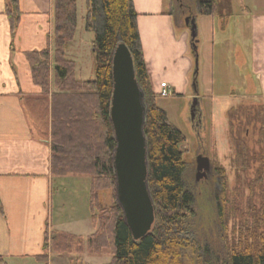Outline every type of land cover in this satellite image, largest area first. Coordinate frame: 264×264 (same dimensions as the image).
I'll return each mask as SVG.
<instances>
[{
  "label": "trees",
  "instance_id": "16d2710c",
  "mask_svg": "<svg viewBox=\"0 0 264 264\" xmlns=\"http://www.w3.org/2000/svg\"><path fill=\"white\" fill-rule=\"evenodd\" d=\"M53 2L52 47L25 54L34 82L42 87L37 99L51 96L52 174H88L91 178V219L95 229L86 238L87 249L100 252L109 248L112 258L106 264H264V102L256 105L258 110L253 115L260 123L259 149L250 148L231 121L243 106L229 111L232 150L227 157L234 174L232 187L217 152L210 158L221 182L215 198L214 227L218 233L215 240L220 243L212 247L208 240L196 236V195L185 176L183 144L187 137L157 103L162 94L152 84L135 1L87 0L85 26L93 32L95 55V78L88 80L76 77L75 61L66 53L76 31L77 0ZM195 10L196 14L216 15L226 21L233 15V0H195ZM6 13L15 37L21 20L20 0H7ZM120 43L128 46L136 78L145 93L148 183L156 218L152 231L141 239L134 238L117 195L109 205L101 201V192L106 188L116 194L113 159L117 142L110 108L113 57ZM254 163H258L255 175L245 178ZM0 210L3 211L1 200ZM67 236L78 237L66 232L49 236L46 230L45 250L50 243L57 249L63 247L62 238ZM188 251L196 261L187 260ZM46 256L47 253L40 255Z\"/></svg>",
  "mask_w": 264,
  "mask_h": 264
},
{
  "label": "crops",
  "instance_id": "0c3cea01",
  "mask_svg": "<svg viewBox=\"0 0 264 264\" xmlns=\"http://www.w3.org/2000/svg\"><path fill=\"white\" fill-rule=\"evenodd\" d=\"M134 1L156 92L169 85L175 95L187 92L191 97L198 94L200 99L199 91L195 90L200 85V72L205 79L211 66L212 80L216 79L221 49L229 47V51L235 49L234 61L241 63L240 71L248 67L253 79L249 94L264 99V7L258 0H233V12L235 1L242 11L233 26L248 30L242 41L237 35L226 36L228 28H233L228 24L230 17L224 21L210 15L212 21L208 26L205 18L193 14L198 27L196 50L192 48L191 35L186 33L188 25L183 26L181 33L167 0ZM6 5L7 0H0V200L3 206L0 255L4 258L0 264H24L30 260L42 264L43 260L55 257L47 252L50 247L44 248L46 230L49 236L54 232H69L53 226V182L62 176H54L51 169V96L43 97L42 101L37 99L42 95V87L32 78L25 52L52 47L54 2L20 0L21 20L15 37ZM205 37L212 47L208 56ZM226 54L229 57L228 51L225 63ZM198 58L201 66L195 75ZM44 253L47 258L40 257Z\"/></svg>",
  "mask_w": 264,
  "mask_h": 264
},
{
  "label": "rangeland",
  "instance_id": "374dc122",
  "mask_svg": "<svg viewBox=\"0 0 264 264\" xmlns=\"http://www.w3.org/2000/svg\"><path fill=\"white\" fill-rule=\"evenodd\" d=\"M167 2L169 4L168 8L177 19L179 30L182 33L185 29L183 26H186L185 20L188 14H196L195 0H167ZM258 2L260 6L264 7V0H258ZM238 3V1L234 3L235 12L229 18V25L232 24L233 26L235 18L240 16L242 12ZM86 10L87 0H77L76 31L66 52L68 58L75 61L76 77L82 80L95 78L94 35L85 26ZM211 16L201 15L200 17L205 18V22L209 26L212 21ZM208 18L210 21H208ZM228 29L229 34L226 35L228 38L237 35L241 41L242 39L245 40L244 37L248 30L244 31L236 26H233V28L230 26ZM186 31L190 36V29ZM221 35L223 36V34ZM200 36L203 40L201 31ZM206 41L208 42L204 49L206 50V56H208L212 47H210L209 39L206 38ZM222 42L224 43V41ZM229 49V47L221 49L220 61L216 63V79L212 80L214 74L211 66H208L205 79L202 76L203 73L200 72V85L196 87V90L200 93L199 110L202 113L199 124L196 123L199 122V117H196L194 122L191 119L193 96L191 97L187 92H179L173 96L160 95L157 98L158 105L167 111L170 121L187 137V141L183 144L184 160L187 165L185 176L188 185L196 195L197 216L195 217L194 228L196 236L200 240H208L212 247L220 243V241H217L218 239L215 240L218 233L215 234L214 227L217 203L215 198L217 192L221 189V182L215 169H213L210 176L207 175L197 180V156L202 153L214 158L213 153L217 152L218 160L225 166L229 187H232L234 185V174L227 157L232 150L230 147V133L232 130L229 122V111L232 108L237 109L239 106H243L241 112L232 115L231 121L234 123L235 129L239 130V135L246 141L247 145L250 148L259 149L258 130L260 123L254 120L253 115L258 110L256 105L259 102H264L263 98H256L249 94L252 90L251 83L253 79L249 74L248 67H245V65L246 70L240 71L241 63L234 61L236 59L234 57L235 49L233 48L234 51L232 49L229 51ZM226 51L229 53V57L226 54L227 63L224 60ZM199 66L201 65L198 58ZM191 90H194L193 85ZM244 122L246 123L244 124ZM257 165L258 163H254L253 168L245 173L244 177L247 179L252 178L255 175ZM53 186L54 228L69 233L82 234V236L78 235L76 238L71 237L72 235L63 237V247L61 246L58 249L50 243V249L47 252L55 257L50 260L43 258L45 260L42 259V264H81L83 261L89 264L108 263L112 258L109 248H104L100 252H90L86 247V238L95 229L91 219L90 175L78 173L63 175L54 179ZM115 197L116 194L114 195L112 188H106L101 192V201L105 205H109ZM187 253L189 256L187 260L196 261V256L189 251ZM23 263L39 264L35 260Z\"/></svg>",
  "mask_w": 264,
  "mask_h": 264
},
{
  "label": "water",
  "instance_id": "95a60500",
  "mask_svg": "<svg viewBox=\"0 0 264 264\" xmlns=\"http://www.w3.org/2000/svg\"><path fill=\"white\" fill-rule=\"evenodd\" d=\"M192 38V48L197 49L198 27L196 17L185 20ZM198 72V59L194 74ZM114 89L110 116L116 139L114 168L116 195L126 222L135 239H141L152 231L156 218V205L150 192L148 176V141L144 131L146 104L145 93L136 78L133 56L125 43H120L113 57ZM194 86L196 78L194 77ZM196 90V87H195ZM197 91V90H196ZM199 95L193 96L191 119L201 122ZM200 112V113H199ZM199 124V122H197ZM197 180L208 175L211 159L205 154L197 156Z\"/></svg>",
  "mask_w": 264,
  "mask_h": 264
},
{
  "label": "built area",
  "instance_id": "2783aa9c",
  "mask_svg": "<svg viewBox=\"0 0 264 264\" xmlns=\"http://www.w3.org/2000/svg\"><path fill=\"white\" fill-rule=\"evenodd\" d=\"M160 93H161L163 96H173V95H175L173 89H172L169 85L163 87V88L160 90Z\"/></svg>",
  "mask_w": 264,
  "mask_h": 264
},
{
  "label": "flooded vegetation",
  "instance_id": "af4514ba",
  "mask_svg": "<svg viewBox=\"0 0 264 264\" xmlns=\"http://www.w3.org/2000/svg\"><path fill=\"white\" fill-rule=\"evenodd\" d=\"M189 15L192 16L193 14L190 13V14H188V16H189ZM199 113H200V112H199ZM198 121H199V123H200V120H199V119H198ZM196 123H197V122H196ZM213 169H214V167H213V164L211 163V168H210V170H209V172H208V173H209V174H208L209 176L212 174ZM209 176H208V177H209Z\"/></svg>",
  "mask_w": 264,
  "mask_h": 264
}]
</instances>
